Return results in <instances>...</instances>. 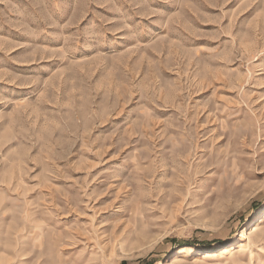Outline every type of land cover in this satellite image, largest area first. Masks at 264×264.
I'll list each match as a JSON object with an SVG mask.
<instances>
[{"label":"rangeland","instance_id":"obj_1","mask_svg":"<svg viewBox=\"0 0 264 264\" xmlns=\"http://www.w3.org/2000/svg\"><path fill=\"white\" fill-rule=\"evenodd\" d=\"M0 264H264V0H0Z\"/></svg>","mask_w":264,"mask_h":264},{"label":"bare ground","instance_id":"obj_2","mask_svg":"<svg viewBox=\"0 0 264 264\" xmlns=\"http://www.w3.org/2000/svg\"><path fill=\"white\" fill-rule=\"evenodd\" d=\"M257 230H258V227L256 226L255 229H254V231H257Z\"/></svg>","mask_w":264,"mask_h":264}]
</instances>
